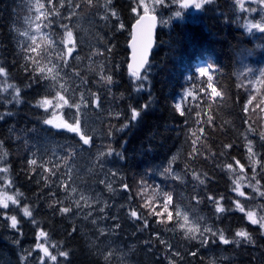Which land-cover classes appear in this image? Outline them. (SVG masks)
Instances as JSON below:
<instances>
[{"label":"trees","instance_id":"1","mask_svg":"<svg viewBox=\"0 0 264 264\" xmlns=\"http://www.w3.org/2000/svg\"><path fill=\"white\" fill-rule=\"evenodd\" d=\"M177 1L164 0V8H156V45L144 71L148 84L135 91L128 43L138 17L136 0H0V65L14 86L0 88V159L21 206L32 213L26 216L20 206L0 208V264H41L34 253L39 230L58 250L52 264H264V231L235 206L238 200L247 209L254 196L233 191L235 169L226 167L253 159L264 187V131L248 115L250 94L242 79L245 69L264 63V31L243 24L234 0H212L196 19L173 18ZM202 65H212L207 74L198 73ZM40 68L45 78L30 87ZM102 75H111L113 84L105 85ZM57 92L68 102L64 114L74 123L79 119L90 145L78 133L44 123L48 112L38 102L57 98ZM97 95L99 107L93 103ZM149 100L139 122L119 131L130 108ZM76 104L79 111L69 106ZM109 149L124 159L101 155ZM31 159L37 164L30 165ZM141 188L158 193V208L143 201ZM165 193L172 196L168 222L162 213ZM208 195L223 197L226 211L216 213ZM62 207L71 211L61 213ZM132 209L148 219L147 229L129 219ZM153 210L160 216L150 215ZM185 212L211 231L189 239ZM10 214L16 229L6 218ZM105 215L117 216L121 227L110 232L113 222ZM239 230L253 243L220 242V232L232 241Z\"/></svg>","mask_w":264,"mask_h":264},{"label":"rangeland","instance_id":"2","mask_svg":"<svg viewBox=\"0 0 264 264\" xmlns=\"http://www.w3.org/2000/svg\"><path fill=\"white\" fill-rule=\"evenodd\" d=\"M234 1H235L237 11H238V16L242 20L243 24L248 29H256L257 31H264V21H263L264 20V0H243V8H241L240 5L236 3V0ZM163 2L164 0H136V3H137L136 8H135L136 13L137 15H139L142 12H154L155 13L156 8L160 6L161 8H164L163 5H165V3ZM183 2L184 0L177 1V4L175 5L174 8L176 11H180L181 15L175 16L174 14L173 18L180 17V18L196 19L199 12L204 8V6L211 3L212 0H205L201 9H196L192 5H190L187 8H181V4ZM253 25H255L256 27H252ZM65 41H66L67 51H68V48L73 49V46H72L73 35H72L71 42H67V36H66ZM205 65L207 64L205 63ZM205 65H202V66L206 67ZM202 66H199L198 69ZM140 75L143 78L145 75H147V73L143 72ZM132 79L134 81V85H135L134 87L136 88L138 82L135 80L134 77ZM242 79L245 81L248 87V93L250 94V98H249L250 105L248 107V115L252 116L255 122L257 123V125L261 127V129L264 131V63L263 65H260L257 68L245 69L243 72ZM148 80H149V76L147 75V81L143 82L144 88L147 87ZM10 85L11 84L8 82L7 75L0 76V88L8 89L10 88L9 87ZM46 99L52 101V106H49L47 109L43 107L48 112L47 120L52 119L54 121V124L51 126L55 127L54 126L55 124L57 123L63 124L64 122H66L69 125H75V123L71 121L68 116L64 114V108L68 103L63 104V102H60L62 104V107L57 108L55 107V104L58 102L57 98H46ZM43 100L44 99H42L41 102ZM0 161H1L0 169H5V168L7 169L6 172H0V198L4 196H8L18 201V203L14 204L12 203L11 200H9L8 208L7 209L2 208V209L9 210V209L20 206L22 209V212L24 213L25 206H21L20 200H19L20 194L17 190L13 189L12 180L9 175V169L7 166L1 164L2 163L1 159ZM240 165L243 166L242 170L240 168ZM256 167H257V164L251 158H248L246 165H243L242 163H239V165H237L236 163L233 164V169H235V173H236L235 181L239 183L241 191L244 192L245 195L243 197L246 198L247 196H249L250 193L254 196L252 201L248 202V207H246L247 209H245V212L246 213L249 211L253 212L255 214V217L259 220L261 217H264V195H262L264 194V187L261 184H259L258 178L256 177ZM247 170L251 171V175L246 174ZM127 189H128V185H127ZM141 190L143 194L142 196L143 201L147 203L150 202L154 207H156L154 204H157V203L160 204L159 196L157 195V193H155V191H153V189H151L152 191L151 190L148 191L146 188H141ZM27 208L30 211L29 207ZM168 212H169L168 210L167 212L164 211V209L162 210L163 215L166 216L167 222H168L167 220ZM11 216H14V215H11V214L8 215L9 218ZM184 225L188 229H199V231H195L196 233L199 234V236L202 235V232L206 233L205 229H208V226L202 223V221H196L194 218H190L189 216H188L187 222L184 223ZM38 243L43 244L44 247L48 249V253L50 254V256L57 257L58 250L56 249V246L48 240L47 236L41 237L38 239V234H37V240L34 246L35 256L39 258L40 263H41L42 258H43L44 263H50V264L54 263L55 261H52L50 259V256H46L42 249L36 247Z\"/></svg>","mask_w":264,"mask_h":264},{"label":"snow or ice","instance_id":"3","mask_svg":"<svg viewBox=\"0 0 264 264\" xmlns=\"http://www.w3.org/2000/svg\"><path fill=\"white\" fill-rule=\"evenodd\" d=\"M204 2H205V0H199V2H198V0H184V2L181 4V8H187L190 5H192L196 9H201ZM236 3L239 4L241 8H243V0H236ZM42 7H43V5H39L38 9L42 8ZM180 15H181L180 11H177L175 13V16H180ZM37 19H38V17H37ZM141 19H143V18H141ZM140 22L141 21H137L138 24ZM38 27L39 26H37V28ZM252 27H256V26L253 25ZM25 35H26V33H25ZM66 36H67V42H71V40H72V32L70 30H68L66 32ZM32 39L34 40L35 37H33ZM32 51H35V49H32ZM71 52H72V48H68V54H71ZM146 57H147V52L142 48L141 51H140L139 59H138V61L136 63L135 68L133 69V66L129 65V68L133 69L131 71V76L134 77L135 80L138 82L137 87L134 89L135 91H143L144 90V83L143 82L147 81V75H145L143 78L140 75V70L141 69H145V65L147 63ZM211 67H212V65H208L207 67H203L202 66V67H200L198 69V73L201 74V75L207 74L209 68H211ZM37 71L39 72V77H36V78L33 79V81L29 85L30 87L33 86V85L40 86L41 83H42V80L45 78L44 69L40 68V69H37ZM51 71H52L51 69L48 70L49 75L51 76V80L55 81L57 79V77L56 76H52L51 75ZM6 75H7L6 69L3 66H0V76H6ZM208 79H209V81H211V77L210 76H209ZM101 80L105 83V85H111L114 82L113 81V77L111 75H108V76H103L102 75L101 76ZM9 87H14V86L10 85ZM60 88H61V90L67 91V89L64 87V85H60ZM4 91H7V88H5ZM213 93L216 94L215 90H213ZM19 94H20V89L16 88L15 89V95H14L13 99L14 100L18 99ZM57 100H58V102L55 104V107H57V108L62 107V104L60 102H63V104H67L68 103L64 99V97L62 95H60L59 92H57ZM93 103H94L95 107H99L100 106V98H99L98 95L95 96ZM150 105H151V101L149 100L148 102L142 104L139 108H137L135 106L131 107L130 108V119L119 129V131L124 132L126 129L131 127L132 124L138 123L139 120L142 117V114H146L147 113V110L150 107ZM38 106H41V107H44L45 109H47L49 106H52V101H50V100L45 98L42 102H38ZM69 106L70 107L74 106L77 109V111H79L80 107H81V105H79V104L69 105ZM175 107H176L177 111H180V104L179 103H177L175 105ZM180 114L183 115V112L181 111ZM119 115L120 114L117 113V117H119ZM0 119H2V117H0ZM44 123L48 124V125H53L54 121L52 119H49V120H45ZM54 126L57 129L67 128L71 132L80 134V138L83 141L84 145H90V143H91V137L88 136V135H85L84 133L81 132V129L79 127V119L76 120L75 125H69L66 122H64L63 124L57 123ZM109 134L111 135V133H109ZM224 147L225 148H231L232 145L229 144V145H225ZM248 151H249V153H252L251 142H249ZM101 155H107V156L115 155V156L119 157L120 159H124V156H123L122 153L115 152L113 149H109V151L107 153H101ZM28 163L30 165H36L37 161L35 159H31V160L28 161ZM236 164L239 165V161H236ZM226 167L229 170H231L233 168V165L232 164H227ZM240 168L242 170L243 166L240 165ZM6 171H7L6 168L5 169H0V172H6ZM44 171L47 172V171H50V170L49 169H45ZM51 174L53 176H55L56 175V170H51ZM112 175L115 176L116 173L113 172ZM193 178L194 179H199V177H197L195 175V173L193 174ZM199 183L201 185H203L204 184V180H199ZM234 183H235V187L233 188V191L238 196H244L245 194H244L243 191H241L239 183L238 182H234ZM123 187H124V190H127V185H124ZM110 190H111V187H110ZM73 191H75V189H73ZM262 195H264V194H262ZM164 197H165V200H164V204L162 205V207H163L164 211L167 212L169 204H170V202L172 200V196L167 194V193H165ZM81 198L83 199V197H81ZM194 199H197V203H199V199L198 198L194 197ZM207 199H208V201L210 203L214 204L216 213L219 214V213H223V212L226 211V209L224 208L223 204L221 203V200H223V197H220V199H216L214 196L208 195ZM9 200H11L12 203H14V204L18 203V201L13 199L12 197L4 196V197L0 198V208L7 209ZM149 206L150 205H148V204L145 205V207H149ZM235 206L240 212H244L245 211L244 207L241 206V204L239 203L238 200L235 201ZM77 207H79V202H77ZM176 209H177V211H176L177 217H179L181 215L179 205L176 206ZM70 211H71V209L69 207L60 208V212L61 213H69ZM100 212L103 213L104 209L101 208ZM24 214L26 216H31L32 215V213L28 210V208L26 206L24 208ZM150 215H155V216L159 217L160 213L159 212H155L153 210V212L150 213ZM128 217L132 221H142L144 229H147L148 226H149L148 219H146L143 215H141L140 213H138L134 209H132V210H130L128 212ZM6 218L10 219L12 228L16 229L18 227V221H17L16 216H11L10 218L9 217H6ZM247 218L251 221L252 224L259 223L260 227L262 229H264V217H261L258 220L255 217V214L253 212L249 211V212H247ZM102 219H111L112 220L113 224H112V227L109 229L110 232H115L117 229H119L121 227L120 223L118 222V217L117 216L108 217V216L105 215L104 217H102ZM172 219H173L172 213L168 212L167 220L171 221ZM184 220H185V222H187V220H188L187 212L184 213ZM162 222L163 221L157 220V223H162ZM94 223H95V221H94ZM180 227L183 228L184 225L181 224ZM104 231L105 230L103 228L100 229V232L102 234L104 233ZM195 231H199V229H189L188 231L185 232V235L188 236L189 239H196V237L194 235ZM205 231L206 232H210L211 229H205ZM212 235L215 236L216 233H212ZM46 236H47V234L44 231H42V230L39 231L38 239L41 238V237H46ZM202 236H203V234H202ZM235 236L237 237V239L230 241V240L225 238V236L223 235L222 232H220L219 240L223 244L236 243L238 245V244L241 243V241H245L247 243H253L252 236L245 230L237 231L235 233ZM156 238L160 239L158 234H157ZM201 242L203 244H207L208 241H207V239H202ZM160 243L161 244H165L166 242L164 240H160ZM36 247L42 249L46 256H50V254L48 253V249L46 247H44L43 244H39L38 243L36 245ZM60 255L66 257L67 253L61 252ZM177 255H178V253H177ZM193 255H195V253H193ZM50 259L52 261H56L57 257L56 256H50ZM41 264H44L43 258L41 259Z\"/></svg>","mask_w":264,"mask_h":264},{"label":"water","instance_id":"4","mask_svg":"<svg viewBox=\"0 0 264 264\" xmlns=\"http://www.w3.org/2000/svg\"><path fill=\"white\" fill-rule=\"evenodd\" d=\"M137 21L141 22L138 24ZM158 22V15L154 12H142L133 22L131 38L128 43L130 50L128 71L130 73L136 66L142 48L147 52V63L145 65L146 69L156 45V32ZM129 65H132L133 69H130ZM145 69H141L140 74Z\"/></svg>","mask_w":264,"mask_h":264}]
</instances>
